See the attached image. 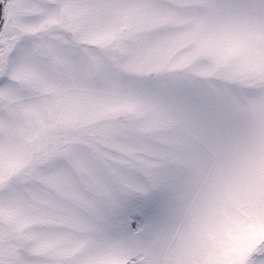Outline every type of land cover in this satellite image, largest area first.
Returning <instances> with one entry per match:
<instances>
[{
  "label": "snow or ice",
  "instance_id": "1",
  "mask_svg": "<svg viewBox=\"0 0 264 264\" xmlns=\"http://www.w3.org/2000/svg\"><path fill=\"white\" fill-rule=\"evenodd\" d=\"M0 264H264V0H0Z\"/></svg>",
  "mask_w": 264,
  "mask_h": 264
}]
</instances>
